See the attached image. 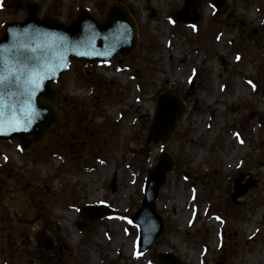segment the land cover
<instances>
[{"label":"rangeland","instance_id":"374dc122","mask_svg":"<svg viewBox=\"0 0 264 264\" xmlns=\"http://www.w3.org/2000/svg\"><path fill=\"white\" fill-rule=\"evenodd\" d=\"M26 1L66 23L121 2L139 42L121 64L70 65L55 84L63 118L45 145L0 141V264H161L160 252L184 264H264V0L219 10L200 0L195 24L176 18L184 0H0V31L26 16ZM166 91L186 111L166 143L145 146ZM164 148L174 158L157 201L166 229L141 252L130 217ZM240 173L246 189L234 202ZM87 204L111 213L87 227L78 210Z\"/></svg>","mask_w":264,"mask_h":264},{"label":"water","instance_id":"95a60500","mask_svg":"<svg viewBox=\"0 0 264 264\" xmlns=\"http://www.w3.org/2000/svg\"><path fill=\"white\" fill-rule=\"evenodd\" d=\"M195 1L186 0L176 13L180 22L196 23L202 18L196 11L200 3ZM213 1L217 8H223L226 0ZM25 7L26 18L7 22L0 37V77L6 80L0 86V140L17 138L23 149H30L33 144H44L47 130L62 120L63 114H56L54 106L50 105L57 97L52 83L61 79L70 62L92 64L128 56L138 44V26L128 8L119 2L110 3L102 19L82 9L69 23L48 15L40 18V5L36 2L28 1ZM13 75L19 76V80H14ZM32 81H36L34 91ZM29 92L32 93L30 96ZM184 112L185 105L180 96L162 93L145 146L167 142ZM173 168L174 158L164 150L156 165L148 169L144 198L131 217L139 229L138 245L142 251L165 231L156 201ZM243 178L244 174L240 173L234 181V201L245 192ZM79 211L82 219L92 225L110 209L87 205ZM34 236L40 246L52 249L55 245L46 230H37ZM156 256L164 264H183L171 253Z\"/></svg>","mask_w":264,"mask_h":264},{"label":"snow or ice","instance_id":"6c2138e0","mask_svg":"<svg viewBox=\"0 0 264 264\" xmlns=\"http://www.w3.org/2000/svg\"><path fill=\"white\" fill-rule=\"evenodd\" d=\"M237 59H239V57H237ZM13 79L14 80H19V76L13 75ZM5 83H6V80L4 78L0 77V86H3ZM31 83L34 85V87L32 89V91H34L35 90L36 81H32ZM28 94L30 96L32 93L29 92ZM0 95H2V94H0ZM32 115H35V113H32ZM28 122H31V120L29 119Z\"/></svg>","mask_w":264,"mask_h":264},{"label":"bare ground","instance_id":"6f19581e","mask_svg":"<svg viewBox=\"0 0 264 264\" xmlns=\"http://www.w3.org/2000/svg\"><path fill=\"white\" fill-rule=\"evenodd\" d=\"M94 176H96L95 172H94ZM96 190H97V188L95 189L94 192H96ZM19 201H21V202H25V200H23L22 198H21Z\"/></svg>","mask_w":264,"mask_h":264}]
</instances>
